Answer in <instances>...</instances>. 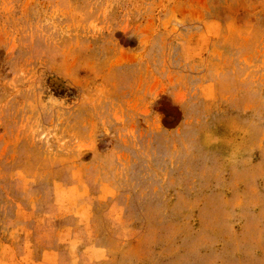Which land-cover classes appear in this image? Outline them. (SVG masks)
I'll list each match as a JSON object with an SVG mask.
<instances>
[{
	"label": "rangeland",
	"instance_id": "374dc122",
	"mask_svg": "<svg viewBox=\"0 0 264 264\" xmlns=\"http://www.w3.org/2000/svg\"><path fill=\"white\" fill-rule=\"evenodd\" d=\"M0 264H264V0H0Z\"/></svg>",
	"mask_w": 264,
	"mask_h": 264
}]
</instances>
